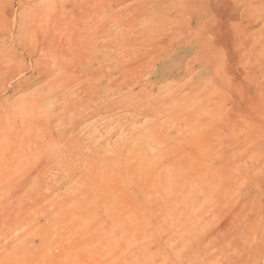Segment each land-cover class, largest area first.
Returning <instances> with one entry per match:
<instances>
[{
  "label": "rangeland",
  "instance_id": "obj_1",
  "mask_svg": "<svg viewBox=\"0 0 264 264\" xmlns=\"http://www.w3.org/2000/svg\"><path fill=\"white\" fill-rule=\"evenodd\" d=\"M26 1L28 11L48 0ZM153 1L158 14L136 22V32L118 34L125 19L116 18L101 37L97 17L29 24L15 17L18 0H0V14L14 11L0 15V51L10 54L0 53V114L45 89L33 61L20 58L49 32L69 55L90 43L85 65L105 54L102 70L117 78L94 94L66 93L54 135L67 136L40 133L39 153L23 148L0 175V264H264V0ZM21 25H31L24 36ZM76 100L91 108L73 115ZM56 150L74 157L47 161L36 175Z\"/></svg>",
  "mask_w": 264,
  "mask_h": 264
},
{
  "label": "bare ground",
  "instance_id": "obj_2",
  "mask_svg": "<svg viewBox=\"0 0 264 264\" xmlns=\"http://www.w3.org/2000/svg\"><path fill=\"white\" fill-rule=\"evenodd\" d=\"M45 1V0H44ZM47 1V0H46ZM126 1H130L133 2L132 0H48L46 3L44 4H41L42 7H38V8H33L32 6H30V8H33V9H30L28 11H26L24 8L26 7L27 5V1L26 0H18V6L22 7L19 8V10L21 9V11H17V16H15L16 14H14L15 17H19L18 19H20L22 22H26L25 20L28 21V19L31 20V18H37V17H44L45 19H49V21H51V25L53 24V22H58L60 23V20H64V19H75L76 17L78 18H83L86 16H89L90 18L91 17H97L96 19L98 20L97 22H102L101 23V27L100 28V36L102 37H105V36H109L110 35V31L107 27V20L109 19H116V18H124L125 20H118L117 19V22L121 23L119 24L118 28L119 31H118V34L120 35H123L126 31L128 30H131V29H135V25L137 24L136 22H140V21H144L146 19H153L157 14V9H156V4L153 0H134V4H132V6L130 7L129 10H127L126 12H124L123 9H118L116 10V8H118L120 5L122 6V4ZM167 1V0H166ZM2 2V1H1ZM11 2V1H10ZM29 2V1H28ZM43 2V1H41ZM33 3V2H32ZM34 3H37V2H34ZM33 3V4H34ZM68 4V8H66L65 4ZM1 4V3H0ZM3 4V2H2ZM30 4V2H29ZM4 5V4H3ZM2 6V5H0ZM40 6V3L39 5ZM124 6V4H123ZM122 6V7H123ZM160 6V5H159ZM36 7V6H35ZM125 7V6H124ZM2 8V7H1ZM26 8H29V7H26ZM165 8V7H164ZM186 8V7H185ZM1 10V9H0ZM160 10V9H159ZM13 11V10H12ZM11 10H5L4 13L6 15V17H10V15L14 12H12ZM1 12V11H0ZM18 12H19V15H18ZM180 12V10H179ZM1 13V14H2ZM0 14V15H1ZM182 14V13H181ZM2 16V15H1ZM13 16V15H12ZM5 17V19H6ZM35 18V19H36ZM2 19L3 16H2ZM17 19V20H18ZM83 20V19H82ZM11 21V20H10ZM32 21V20H31ZM29 22L32 23V22ZM76 21V20H75ZM8 22V20H7ZM27 22V23H28ZM72 22V21H71ZM85 22V21H84ZM91 22V20H90ZM5 23V22H4ZM87 23V22H86ZM10 24V23H9ZM8 24V25H9ZM48 23H46L47 25ZM50 24V22H49ZM56 24V23H55ZM53 24V26L55 25ZM65 24V23H64ZM96 24V23H95ZM5 25V24H4ZM50 25V26H51ZM58 25V24H57ZM56 25V26H57ZM86 25V24H85ZM91 25V24H90ZM94 25V24H93ZM24 26V25H23ZM27 26V25H26ZM36 26V25H35ZM49 26V25H48ZM55 26V27H56ZM72 26H76V25H72ZM71 26V27H72ZM98 26L99 24L96 25V28H95V32H94V35L97 34L98 32ZM22 27V25H21ZM19 28L18 29V32H19V35H23V34H26L30 29H31V25H30V29L28 28L29 26H27L25 28L22 27V28ZM8 28V26H7ZM33 28V27H32ZM35 28V27H34ZM33 28V29H34ZM54 27H51V29H53ZM59 28V26H58ZM9 29V28H8ZM42 29V28H40ZM70 29V28H69ZM90 29V28H89ZM93 29V27H92ZM141 29V28H140ZM148 29V28H147ZM146 29V30H147ZM73 31V29H70ZM91 30V29H90ZM139 30V29H138ZM137 30V31H138ZM145 30V29H144ZM7 31V30H6ZM32 31V30H31ZM52 31V30H50ZM88 31V30H87ZM112 31V30H111ZM117 31V30H116ZM149 32V30H147ZM146 31V32H147ZM8 32L10 33L11 31L8 30ZM17 32V31H16ZM46 32V31H45ZM54 32V31H53ZM133 32V31H132ZM135 32H136V29H135ZM140 32V31H138ZM144 32V31H143ZM145 32V33H146ZM13 33V32H12ZM11 33V34H12ZM47 33V32H46ZM51 33V32H49ZM49 38L47 37V40H44L42 41V43L40 42H37V46H35V48L33 49L34 46H32V49L30 47V49L32 51H28L27 52H23L22 53V58H20V62L25 60L26 58H29L31 61H29L30 63L33 61V64L32 66L36 67L37 69V74H38V77L44 82L43 86L45 87L46 91L44 92L45 89H37L36 91V94L32 93V95L28 96V98H26V100H21L20 103H17L16 105L13 103L12 105H10L9 107L6 108V110H2L1 114H0V175H4L5 173L9 172L11 167L13 166V161L15 159V157L17 156L18 152H21L23 151V148H26V152L27 153H30V154H36L41 148V141H39V134L41 133L42 135L44 134V132L46 133V135H49L51 137V139H56V140H59V139H62V138H65L67 136L66 133H68L67 131H62L61 133H58L57 135H54V128L57 126L58 122L59 121H62L61 119L58 120L57 116L55 115V112H56V109H57V106L60 104L59 102L61 100H63L64 97H67V95L65 96L66 93H68L69 91H72L75 95H79V93H83V94H90L93 92V90L95 88H98L99 90L103 89V88H106L107 86L110 88L109 85H112L114 86L116 81H117V78L116 77H113L112 76V73H104V69L102 70L103 65L102 62L105 60V57H107L105 54H100L98 58L94 57L91 59H87L88 60V64L85 65V59L88 58V55L91 54L92 50L90 51L89 49V46L88 42H86L84 45L82 43V46L81 48L80 47H76V50L75 52H73L71 55H69L68 53L65 52V50H63L60 46H56L59 45L60 43H58L56 41L57 38H55V36H53L52 34H49ZM68 33V32H67ZM117 33V32H116ZM14 34V33H13ZM12 34V36L14 37V35ZM33 34V33H32ZM43 34V33H42ZM72 34V33H71ZM150 34V33H149ZM70 35V34H69ZM79 35V33H78ZM77 35V36H78ZM89 35V34H88ZM155 35V34H154ZM160 35V34H159ZM10 36V35H9ZM11 36V37H12ZM15 39L16 38H19L18 41L20 40V38L22 39V37H17V35H15ZM24 36V35H23ZM66 36V35H65ZM81 36V35H79ZM39 37V36H38ZM71 37H73V35H70L68 37V44L72 43L70 40H71ZM10 38V37H9ZM8 38V39H9ZM28 37H26L27 39ZM29 38H31V36H29ZM86 38V37H85ZM97 38V37H96ZM100 38V37H99ZM115 38V37H113ZM118 38V37H117ZM135 38V37H134ZM140 38V37H139ZM148 38H150V35L148 36ZM153 38V37H152ZM150 38V39H152ZM14 39V38H13ZM12 39V40H13ZM14 39V40H15ZM33 39V38H32ZM36 39V38H35ZM60 39V38H59ZM74 39H77L75 36H74ZM83 39V37H82ZM141 39V38H140ZM149 39V40H150ZM43 40V39H42ZM81 40V39H80ZM23 41V40H22ZM64 41V40H63ZM78 41V39H77ZM131 41V40H130ZM8 42H10L8 40ZM12 42V41H11ZM16 42V41H15ZM67 41L65 40V43ZM75 41H73L74 43ZM127 42V41H126ZM152 43H154V41H151ZM156 42V40H155ZM21 40L18 42V44H21ZM24 43V42H23ZM22 43V44H23ZM40 43V44H38ZM124 43V42H123ZM151 43V44H152ZM18 44L15 43L13 47H15V51H17V48L18 47ZM26 44V43H25ZM67 44V43H66ZM136 44V43H135ZM150 44V42H149ZM150 44V45H151ZM12 45H13V42H12ZM36 45V43H35ZM45 45V46H44ZM61 45V44H60ZM74 45H77V44H74ZM81 45V44H78V46ZM141 45V44H140ZM147 45V44H146ZM149 45V46H150ZM26 46V45H25ZM56 46V47H55ZM63 46V45H62ZM66 46V45H65ZM72 46V45H71ZM92 46V45H91ZM100 46V44L97 45V47ZM134 46V45H133ZM131 45V47H133ZM136 46V45H135ZM104 47V46H103ZM130 47V46H129ZM21 48V47H20ZM23 48V47H22ZM4 49V48H3ZM13 49V48H12ZM69 49V47H68ZM95 49V48H94ZM8 50V49H7ZM14 50V49H13ZM26 50V49H25ZM38 50H41L43 54L38 53ZM44 50V51H43ZM107 50V49H106ZM117 50V49H116ZM133 51V49H131ZM130 50V51H131ZM98 51V50H97ZM104 51V50H102ZM6 51H0V53L2 54L3 56V53L4 55L7 53H5ZM105 52V51H104ZM114 52V51H113ZM119 52V51H118ZM121 52V51H120ZM97 53V52H95ZM20 54V53H19ZM99 54V53H98ZM119 54V53H118ZM127 54V53H126ZM126 54H122V55H126ZM128 54H130L128 52ZM127 54V55H128ZM7 55V54H6ZM10 54H8L7 56H9ZM12 55V54H11ZM14 55V54H13ZM16 55H17V52H16ZM14 55V56H16ZM21 55V54H20ZM92 55V54H91ZM97 55V54H95ZM131 55V54H130ZM103 56H104V60H103ZM113 56V54H112ZM116 57V55H114ZM129 56V55H128ZM26 57V58H25ZM108 57H110V53L108 54ZM122 57V56H121ZM5 58V57H1L0 58V61L2 62V59ZM10 58V57H9ZM16 58V57H15ZM14 57L13 58H10V59H7V60H11V59H15ZM19 58V57H18ZM28 59V60H29ZM111 59V58H110ZM108 59V60H110ZM121 59V58H120ZM16 60V59H15ZM14 60V62H16ZM116 60V58H115ZM4 61V60H3ZM6 61V60H5ZM130 61V60H129ZM8 62V61H6ZM13 62V61H12ZM12 62L10 61L9 64L10 66H12ZM13 62V63H14ZM20 62H17L18 63V66L19 64H21ZM113 62V61H112ZM118 62V61H117ZM115 62V63H117ZM132 62V61H131ZM4 63V62H3ZM16 63V64H17ZM25 63V62H24ZM108 63V62H107ZM120 63V62H119ZM134 63V62H133ZM167 63V62H166ZM2 64V63H1ZM8 64V63H7ZM96 64L97 66V69H94V65ZM114 64V63H113ZM5 63L3 64L2 67H4ZM31 65V64H30ZM74 66L75 70L78 72V75H75L74 74V71H71L72 69L70 68V66ZM126 65V64H125ZM8 66V65H6ZM14 66V65H13ZM12 66V68H13ZM51 66H54L56 68V73H53L52 72V67ZM1 67V72L3 73V70ZM9 67V66H8ZM123 67V66H122ZM127 67V66H126ZM10 68V67H9ZM9 68L5 69L6 70H9ZM24 68V66H23ZM128 68V67H127ZM11 69V68H10ZM22 69V68H21ZM13 70V71H12ZM99 70V71H98ZM126 70V69H125ZM130 70V69H129ZM71 71V72H70ZM98 71V72H97ZM121 71V70H120ZM0 72V73H1ZM6 72V71H5ZM10 72V71H9ZM8 72V73H9ZM14 72V69H11V72L10 74L8 75H12L11 73ZM99 72H102V74H98L99 76L95 75ZM119 72V71H118ZM126 72V71H124ZM130 73V72H129ZM140 73V72H138ZM7 73H5L4 75H6ZM2 74H0L1 76ZM2 75V77L4 76ZM121 75V74H120ZM129 75V74H128ZM7 76V75H6ZM132 76V75H131ZM120 78V77H119ZM118 78V79H119ZM125 78V77H124ZM1 79V78H0ZM6 79V78H5ZM64 79H69L67 80L66 82L64 81ZM121 79V78H120ZM122 80V79H121ZM127 80V79H126ZM129 80V79H128ZM133 80V79H132ZM127 82V81H126ZM122 83V81H121ZM125 83V82H124ZM1 84L2 81H1ZM97 86H95V85ZM106 84V85H105ZM130 84V83H129ZM126 86H127V83H126ZM41 87V86H40ZM118 87V86H117ZM114 88V87H113ZM117 89V88H116ZM121 90V89H120ZM123 90V89H122ZM117 91V90H116ZM119 91V90H118ZM44 92V93H42ZM122 92V91H121ZM133 93V92H132ZM94 94V93H92ZM119 94V93H118ZM70 95V94H69ZM135 95V94H134ZM91 97V96H90ZM89 97V98H90ZM130 97V96H128ZM78 99V98H77ZM70 100V99H69ZM81 100V99H80ZM79 100V101H80ZM91 100V99H90ZM89 100V101H90ZM94 100V99H93ZM92 100V101H93ZM131 100V99H130ZM129 100V102H130ZM71 101V100H70ZM85 101V100H84ZM119 101V99H118ZM6 102V101H5ZM19 102V101H18ZM67 102V100H66ZM64 102V103H66ZM76 102H78V100H76ZM7 103V102H6ZM57 103H59L57 106H55ZM61 103L63 104V101H61ZM72 103V102H71ZM74 103V102H73ZM83 101H80L76 104H72L73 106H71L70 108H72V112L73 115H79L80 111L86 107L85 109H88L90 107L87 106H84L83 104ZM92 103V102H91ZM123 103V102H122ZM121 103V104H122ZM128 103V102H127ZM119 104V103H118ZM5 105V104H4ZM68 105V104H66ZM70 102H69V106H70ZM130 105V104H129ZM3 105L0 106V108H3L2 107ZM61 106V105H59ZM58 106V107H59ZM101 106H103L101 104ZM111 105H109L110 107ZM132 106V105H131ZM135 106V105H134ZM5 107V106H4ZM68 107V106H67ZM98 107V106H97ZM109 107L106 108L109 109ZM120 107V106H119ZM64 108V107H63ZM91 108V107H90ZM102 108V107H101ZM100 108V109H101ZM104 108V107H103ZM112 108V107H111ZM138 108V107H137ZM142 108V107H141ZM4 109V108H3ZM65 109V108H64ZM131 109V108H130ZM68 110V109H66ZM90 110V109H89ZM102 110V109H101ZM156 110V109H155ZM71 111V110H70ZM99 111V110H98ZM107 111V110H106ZM133 111V110H132ZM136 111V110H135ZM146 111H149L146 109ZM67 112V111H66ZM101 112V111H100ZM139 112V111H138ZM137 113V112H136ZM135 113V114H136ZM15 114V115H14ZM16 114L20 115V123L17 124V120L16 121H13V122H10V118L14 116H17ZM66 114V113H64ZM155 114V113H154ZM61 115V114H60ZM83 115V114H82ZM82 115H80L82 117ZM18 117V116H17ZM16 117V118H17ZM18 117V119H19ZM64 117V116H63ZM79 117V116H78ZM16 118L12 119V120H15ZM62 118V117H60ZM66 119V117H64ZM63 118V119H64ZM83 118L84 115H83ZM82 119V118H81ZM58 120V122H56ZM156 121V120H155ZM19 122V121H18ZM61 123V122H60ZM67 123V122H66ZM17 124V125H16ZM56 124V125H55ZM123 124V123H122ZM63 126V125H62ZM57 128V127H56ZM76 128V127H75ZM126 130V129H124ZM43 132V133H42ZM106 132V131H105ZM110 132V131H109ZM21 134V135H20ZM132 134L134 135V133H131V136ZM70 135V134H69ZM21 136V139H20V142H21V145L20 144H16L17 142H19V137ZM41 136V135H40ZM100 136V135H99ZM130 136V138H131ZM135 136H137V133L135 134ZM42 137V136H41ZM44 137V136H43ZM128 137V136H127ZM46 138V137H45ZM93 138V137H92ZM101 138V137H99ZM133 138H136L134 136H132V139ZM96 139V138H95ZM102 139V138H101ZM65 140V139H64ZM92 140V139H91ZM131 140V139H130ZM15 142V143H14ZM47 142V141H46ZM71 142V141H70ZM51 145V141L49 143ZM47 143V145H49ZM69 143H66L65 147L68 146ZM91 144V143H90ZM17 145V146H16ZM123 146V144H121ZM33 146V147H32ZM55 146V145H54ZM98 146H99V143H98ZM120 146V145H119ZM118 146V147H119ZM121 146V147H122ZM17 149H16V148ZM64 147V148H65ZM83 147V146H82ZM85 147V146H84ZM95 147V146H94ZM125 147V146H124ZM123 147V148H124ZM129 147V146H128ZM126 148V147H125ZM129 149V148H128ZM43 150V149H42ZM69 150V149H68ZM121 150V149H120ZM24 151V152H25ZM64 151V150H63ZM82 151V150H81ZM97 151V150H96ZM119 151V150H118ZM123 151V150H122ZM22 152V153H24ZM52 152V151H51ZM107 152V151H106ZM128 152V150H127ZM39 153V152H38ZM61 153V152H60ZM118 153V152H117ZM19 155V154H18ZM51 155V154H50ZM21 156V154H20ZM76 156V155H75ZM29 157V156H27ZM60 159H59V158ZM73 154L72 153H63V154H59V152L56 150L55 153L53 154V156H46V158L43 159L44 162L43 163V166L42 165H39L40 167L38 172H36V175H38L39 173H41L42 169L44 168V164L47 162V161H50V160H53V163L54 164H58V166L60 165L61 162H68V161H71L72 159ZM17 158V157H16ZM32 158V157H31ZM57 158L59 160H57ZM76 158V157H75ZM120 158V157H119ZM123 158V157H121ZM120 158V159H121ZM21 159V158H19ZM23 159V158H22ZM26 159V158H25ZM85 159V158H84ZM20 161V160H19ZM28 161V160H27ZM119 159L117 160V164L118 165V162ZM123 161V160H122ZM41 162V161H40ZM74 162V161H73ZM79 162V161H78ZM41 163V164H42ZM63 163V164H64ZM88 163V162H87ZM17 164V163H16ZM19 164V163H18ZM85 164V163H84ZM83 164V165H84ZM122 164V163H121ZM90 165V164H89ZM88 165V166H89ZM57 166V165H56ZM139 166V165H137ZM27 167V166H26ZM69 167V166H68ZM85 167V166H84ZM135 167V166H134ZM141 167V166H139ZM87 168V167H86ZM85 168V169H86ZM131 168V167H130ZM121 169V168H120ZM135 169V168H134ZM137 169V167H136ZM36 170V171H37ZM64 170V169H63ZM108 170V169H107ZM45 171V170H44ZM120 171V170H119ZM123 171V169L121 170ZM43 172V171H42ZM65 172V171H64ZM143 172V170H142ZM12 173V172H10ZM15 173L16 172H13V175L15 176ZM117 173V172H116ZM132 174L136 175L137 177L140 176V172L138 171H134V173L131 172V176ZM22 175V173H21ZM32 175V173H31ZM34 175V173H33ZM41 175L43 176V173H41ZM117 176H118V173H117ZM130 176V177H131ZM166 176V175H165ZM170 176V175H169ZM12 178V177H11ZM10 178V179H11ZM41 179V178H40ZM83 179V178H82ZM165 179V178H164ZM170 179V178H169ZM167 179V181L169 180ZM79 180V179H78ZM85 180L86 177H85ZM38 181V180H37ZM31 182V181H30ZM33 182H34V179H33ZM36 182V181H35ZM77 182V181H76ZM88 182V181H87ZM165 182H166V179H165ZM29 183V182H28ZM32 183V182H31ZM79 183V182H77ZM85 183V182H84ZM30 184V183H29ZM33 184H36V183H33ZM82 185V183H80ZM24 183L22 184L21 187H19L17 189L18 190H22L23 187H24ZM41 185V184H40ZM45 185V184H44ZM34 186V185H33ZM32 186V187H33ZM76 187V186H75ZM78 187V186H77ZM76 187V188H77ZM51 189V188H50ZM54 189V188H53ZM56 189V188H55ZM9 191V190H8ZM16 192V191H15ZM23 192V191H22ZM47 192V191H46ZM2 194V192H0ZM7 193V192H6ZM18 193V192H17ZM11 195V194H10ZM38 197V196H37Z\"/></svg>",
  "mask_w": 264,
  "mask_h": 264
}]
</instances>
